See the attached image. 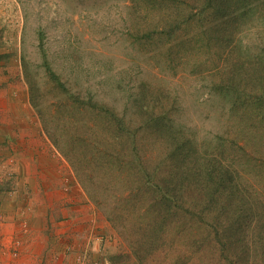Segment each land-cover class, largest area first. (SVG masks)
Segmentation results:
<instances>
[{"label": "rangeland", "instance_id": "obj_1", "mask_svg": "<svg viewBox=\"0 0 264 264\" xmlns=\"http://www.w3.org/2000/svg\"><path fill=\"white\" fill-rule=\"evenodd\" d=\"M148 1L134 11L132 0H0V93L15 95H0V121L11 124L12 138L4 140L14 146L11 151L0 149V165L8 162L16 169L12 174L0 172V191L17 185L15 177H21L16 150L23 159L34 155L30 164L25 162L27 170L37 168L56 180L61 204L69 210L60 212L75 216L80 232L87 230L90 250L98 253L93 264H264L263 158L248 160L242 150L235 157L244 179L259 191L249 212H231L218 195L208 206L210 194L197 187L194 171L180 179L184 187L179 191L191 215L164 216L165 204L157 200L160 193H154L158 198L149 207L152 190L142 193L138 188L142 173L135 153H146L164 175L173 172L171 161L180 166V158H170L167 125L150 122L153 113H165L168 127L188 136L193 159L201 162L212 154L232 156V138L246 148L255 139L264 142V120L253 116L256 107L238 126L240 114L234 115L230 101H242L239 90L248 86L245 93L250 94L256 84L248 77L236 78L232 97L214 89L222 79L215 75L222 51L204 43L209 25L191 21L190 29L203 35H195L187 45L176 46L165 33L160 44L139 39L147 26L164 32L177 20L190 18L205 0H152L153 6ZM259 16L252 13L250 28L237 35L245 58L262 50ZM33 89L43 116L30 102ZM70 95L107 104L128 131L120 133L118 123L111 128L106 112L88 103L75 104ZM95 145L106 153L98 154ZM120 151L129 156L118 159ZM243 188L250 189L248 184ZM194 210L199 215L192 214ZM116 212L121 222L114 220ZM117 225L140 241L128 243ZM135 251L146 259L140 260Z\"/></svg>", "mask_w": 264, "mask_h": 264}, {"label": "trees", "instance_id": "obj_2", "mask_svg": "<svg viewBox=\"0 0 264 264\" xmlns=\"http://www.w3.org/2000/svg\"><path fill=\"white\" fill-rule=\"evenodd\" d=\"M144 0H132L133 6L131 7L134 11L141 10V2ZM150 6H153L154 2L152 0L148 1ZM259 12V26L261 29H264V0H205L202 4L201 8L198 12L192 15L190 18L182 21H176L174 25L167 26L164 32H160L156 28L150 31L149 26L144 28L143 34L139 39H144L143 41L147 42H157L160 44L162 40L167 38V41L174 40L175 45H187L190 42H193V37L195 35H200L199 31H195L190 29L191 21H198V23L204 24L206 27L209 25V31L207 32V37L204 36L205 44L209 47H213L214 45H218L220 50L222 51L218 57L217 61L221 60L220 68L215 75H221L219 78L221 82H215L214 89L218 91L222 89L223 92L227 93L229 97L234 95V90L230 91L236 84V78L248 77L251 81L256 84V88H253L252 92L245 93L248 89L245 86L243 89L239 90L237 97H245L242 101L241 98H233L230 99L233 104L234 115H238L237 118L239 120L238 126L243 119V116L252 109V106H255L254 111L258 110L257 114H254V120H264V44L262 45L261 52H255L251 54L249 58L243 57L244 50L239 49V44L237 43V35L241 33L244 29L250 28L248 25L251 23L252 13ZM200 29V25H198ZM138 31V29H137ZM175 31V32H174ZM176 31H180L176 34ZM165 33V34H164ZM165 35V37L163 36ZM173 46H171L172 48ZM239 52H238V51ZM242 57L244 59H242ZM217 73V74H216ZM58 85L61 84L64 86V83L60 80V78H56ZM64 92L67 90L65 87L63 88ZM33 92L30 97V102L32 106L41 114L44 115L43 110L40 108V101L37 99L36 92L33 89ZM233 93V94H231ZM70 94V93H69ZM227 95V96H228ZM71 96V95H70ZM72 97V96H71ZM75 104L88 103L93 108L97 109L100 112H106L109 115V119L107 125L111 128L114 127V123L118 127L121 128L120 133L124 134L125 131H128L126 128V124H121V117L117 114L109 110V107L105 103L96 104L92 99L81 100L77 97H72ZM232 112V113H233ZM242 112V113H241ZM165 113H153L151 117V121L154 125L163 123L164 126L167 125L168 135L166 138L167 147H172V151L170 152V158L172 160L176 158H180L178 165L176 166L174 161H171L172 164V173H167L164 175L162 172H159L160 168L151 164L150 159L146 156V153H135L136 160H138L136 167L139 172H141L140 176V184L138 186L141 189L142 193L146 191L152 190L153 197L149 194L147 198V205L152 207L155 205V192L160 193L159 200L160 204H165L163 206L166 209L167 216L171 219H174V214L181 213L190 214V210L187 207V199H183L181 193L179 191L183 190L184 184L180 182V179L183 178L186 174L194 171L193 177L196 179L197 187L201 188L203 191L208 190L207 193L210 194V197L206 200V203L209 205H213L216 200V195L222 197L224 205L228 206L231 209V212L240 211V212H249V209L254 208V202L256 198L259 197V191L255 188V184L250 183L247 179L245 180L242 176V170L239 169L240 165L237 166L236 155L237 150H242L244 153V157H247L248 160H258L259 158L264 159V142L261 139H255L256 143L251 145V148L247 146L240 145L238 142L234 141V138L231 139V153L233 155L228 157H224L223 153L219 155H211L209 158L205 160V162H201L198 158L193 159L192 150L193 144L188 138L187 135H183L182 132H177L173 126L168 127L169 120L163 118ZM231 114V118L234 117ZM167 117V116H165ZM253 121V118H252ZM262 128L264 129V122L262 124ZM49 132V131H48ZM50 133V132H49ZM262 133V132H259ZM52 135V134H50ZM179 135V136H178ZM133 134L131 133V139ZM225 137H221L224 140ZM224 143V141H222ZM96 152L98 154L106 153L103 149L95 145ZM224 147V144H222ZM235 147V148H234ZM126 148V145L123 149ZM226 148H224L225 150ZM259 154V155H258ZM129 156V153L124 151L119 152L118 159H125ZM102 156L98 155L97 158H101ZM202 163V164H201ZM238 167V168H237ZM247 182V183H243ZM249 185L248 190L245 191V188ZM194 185V184H193ZM244 187V191L240 190V187ZM252 190V191H251ZM239 191V192H238ZM224 196V197H223ZM235 196V197H234ZM193 205V204H192ZM145 209H147L146 204L144 205ZM149 209V208H148ZM211 209V208H210ZM158 214V215H157ZM158 218L162 216V213H157ZM192 214L199 215V212L194 210ZM242 214V213H240ZM114 220H119V214L116 212L114 214ZM155 215V216H156ZM121 222V221H120ZM150 222V221H148ZM145 222L147 224H150ZM165 222V221H164ZM145 223L142 224V228L145 227ZM144 225V226H143ZM151 225V224H150ZM152 226V225H151ZM119 233L123 236L128 243L136 244L140 241L138 238H131L129 234L126 233L124 228L118 226ZM154 233L157 231H153ZM129 244V245H130ZM162 245V244H161ZM155 249L157 247L153 245ZM159 250V248L157 249ZM136 255L140 260H145L146 256H139L138 252L135 251Z\"/></svg>", "mask_w": 264, "mask_h": 264}, {"label": "crops", "instance_id": "obj_3", "mask_svg": "<svg viewBox=\"0 0 264 264\" xmlns=\"http://www.w3.org/2000/svg\"><path fill=\"white\" fill-rule=\"evenodd\" d=\"M0 95L5 99L15 96L11 92ZM20 105L19 100L17 106ZM9 130L11 124L8 120L0 121L2 150L3 147H10L7 149L10 151L14 149L13 144L4 140ZM15 154L19 157L18 165L22 167L19 173L21 179L16 176L17 185H8V190L0 191V264H93L91 259L96 258L98 253L93 255L90 250L91 240L86 236L87 230L83 229V233L76 228L75 216L70 213L62 215L69 210L61 204L56 180L38 172L37 168L27 170L25 162L30 164L34 155L23 159L21 152L16 150ZM2 165L0 168H4L0 172L3 175L16 172L14 165L8 162ZM60 211L64 212L61 214Z\"/></svg>", "mask_w": 264, "mask_h": 264}]
</instances>
